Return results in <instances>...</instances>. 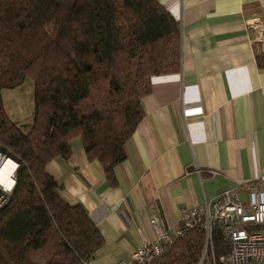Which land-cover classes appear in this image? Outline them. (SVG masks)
Returning a JSON list of instances; mask_svg holds the SVG:
<instances>
[{
    "label": "trees",
    "instance_id": "obj_1",
    "mask_svg": "<svg viewBox=\"0 0 264 264\" xmlns=\"http://www.w3.org/2000/svg\"><path fill=\"white\" fill-rule=\"evenodd\" d=\"M179 59V22L157 0H0V149L18 162L0 208V264L93 257L101 234L79 203L61 196L47 162L67 158L78 136L87 158L112 176L151 77L177 71ZM27 75L34 110L24 130L7 115L1 91ZM203 244L195 226L148 264H197ZM227 251L214 232L208 257Z\"/></svg>",
    "mask_w": 264,
    "mask_h": 264
},
{
    "label": "crops",
    "instance_id": "obj_2",
    "mask_svg": "<svg viewBox=\"0 0 264 264\" xmlns=\"http://www.w3.org/2000/svg\"><path fill=\"white\" fill-rule=\"evenodd\" d=\"M157 1L179 22V68L151 77L125 157L107 177L76 136L67 158L46 165L64 200L79 203L101 234L86 264L128 259L152 237V212L178 226L182 207L239 182L264 186V52L256 39L264 0Z\"/></svg>",
    "mask_w": 264,
    "mask_h": 264
},
{
    "label": "built area",
    "instance_id": "obj_3",
    "mask_svg": "<svg viewBox=\"0 0 264 264\" xmlns=\"http://www.w3.org/2000/svg\"><path fill=\"white\" fill-rule=\"evenodd\" d=\"M256 29V39L264 52V27L261 22L256 24ZM7 160L10 161L9 167L2 170ZM17 168L18 162L0 149V208L8 201L16 181ZM242 189L245 191L244 199L240 196ZM148 221L152 237L143 238L129 258L120 260L118 264H148L163 253L167 244L184 236L195 226L201 227L204 233L203 250L197 264H252L264 260V186L261 180L239 182L201 204L180 208L178 226L166 221L158 210L149 215ZM214 232H218L222 241L228 244V251L217 257H208L207 248L211 245Z\"/></svg>",
    "mask_w": 264,
    "mask_h": 264
},
{
    "label": "rangeland",
    "instance_id": "obj_4",
    "mask_svg": "<svg viewBox=\"0 0 264 264\" xmlns=\"http://www.w3.org/2000/svg\"><path fill=\"white\" fill-rule=\"evenodd\" d=\"M1 97L9 118L21 125L24 130H28L34 110L33 82L31 78L27 75L19 84L2 89Z\"/></svg>",
    "mask_w": 264,
    "mask_h": 264
},
{
    "label": "bare ground",
    "instance_id": "obj_5",
    "mask_svg": "<svg viewBox=\"0 0 264 264\" xmlns=\"http://www.w3.org/2000/svg\"><path fill=\"white\" fill-rule=\"evenodd\" d=\"M9 163H10V161L9 160H7L6 162H5V164H4V166H3V169L2 170H7L8 169V167H9ZM6 178V177H5ZM4 178V181L6 182V184L7 185H9V181L7 180V179H5Z\"/></svg>",
    "mask_w": 264,
    "mask_h": 264
}]
</instances>
